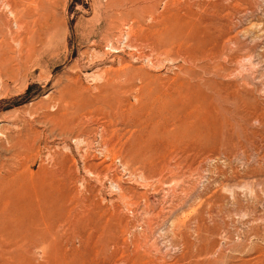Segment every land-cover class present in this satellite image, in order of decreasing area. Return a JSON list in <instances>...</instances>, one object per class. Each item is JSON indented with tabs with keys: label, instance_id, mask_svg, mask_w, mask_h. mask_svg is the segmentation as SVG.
<instances>
[{
	"label": "rangeland",
	"instance_id": "rangeland-1",
	"mask_svg": "<svg viewBox=\"0 0 264 264\" xmlns=\"http://www.w3.org/2000/svg\"><path fill=\"white\" fill-rule=\"evenodd\" d=\"M0 264H264V0H0Z\"/></svg>",
	"mask_w": 264,
	"mask_h": 264
},
{
	"label": "bare ground",
	"instance_id": "bare-ground-1",
	"mask_svg": "<svg viewBox=\"0 0 264 264\" xmlns=\"http://www.w3.org/2000/svg\"><path fill=\"white\" fill-rule=\"evenodd\" d=\"M35 227V226H34ZM37 230V229H36Z\"/></svg>",
	"mask_w": 264,
	"mask_h": 264
}]
</instances>
